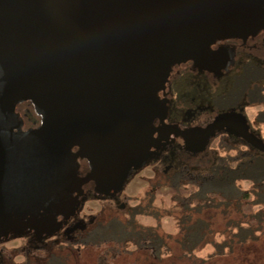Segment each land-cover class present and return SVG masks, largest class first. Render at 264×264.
Instances as JSON below:
<instances>
[{
    "label": "water",
    "instance_id": "95a60500",
    "mask_svg": "<svg viewBox=\"0 0 264 264\" xmlns=\"http://www.w3.org/2000/svg\"><path fill=\"white\" fill-rule=\"evenodd\" d=\"M261 32L264 0H0L1 106L22 94L34 98L43 120L25 150L42 161L51 181L69 184L64 209L70 215L82 184L113 192L145 161L152 127L164 118L159 92L173 65L226 69L233 50L212 45ZM222 128L264 153V141L233 112L167 131L200 148ZM9 132L6 142L17 143ZM76 155L84 158V176ZM38 199L32 194L37 206ZM5 211L0 235L10 225L41 228L57 216L45 208ZM50 232L38 229L37 236Z\"/></svg>",
    "mask_w": 264,
    "mask_h": 264
},
{
    "label": "rangeland",
    "instance_id": "374dc122",
    "mask_svg": "<svg viewBox=\"0 0 264 264\" xmlns=\"http://www.w3.org/2000/svg\"><path fill=\"white\" fill-rule=\"evenodd\" d=\"M264 57V55H263ZM229 75L218 77L215 84H210L196 77L195 86H189L186 94L199 98H210L229 84ZM213 81V80H210ZM264 88V80L259 83ZM264 96V89H263ZM249 124L264 137V122L256 120L255 114L264 109L261 104H249ZM171 137L169 138L172 140ZM168 141L151 144L145 161L133 167L124 177L122 184L113 192L99 194L86 190L79 196L77 205L68 217V227L78 225L79 229L69 231V236L63 238L59 231L46 235L35 236L33 232L11 230L0 237V264H47L50 257L60 256L66 264H264V227L256 239H247L232 250L220 255L209 256L214 248L210 244L197 247L190 256H183L177 243L180 233L178 219L184 213L182 205L187 199L178 196L174 184L166 178L175 171H183L182 184L204 173L203 165L211 158L212 150L216 154L218 145L222 142L220 136L215 137L208 147L211 149L195 157H188L180 149L174 154L170 163L165 158L157 161L154 157L159 151H164ZM163 146V147H162ZM169 149H166L168 152ZM164 153L166 156L168 153ZM222 154L224 151H220ZM169 164L168 167H166ZM187 165L190 167H187ZM82 166L85 167L84 162ZM188 190L192 187H188ZM186 193V191H184ZM139 208L134 214V221L139 226H152L157 234L167 243L165 249L155 250L146 238H140L138 243L105 241L100 243L82 244L78 237L84 234L96 223H104L110 219L125 222L132 219L129 215L133 208ZM259 207L253 205L251 211ZM247 209V205L244 206ZM218 209H207L203 216L207 218L213 229V239L222 241L227 238L225 222L227 219H247L235 209L230 208L229 214H223ZM77 227V228H78ZM113 229H117L114 225ZM235 231V228H233ZM79 240V241H78Z\"/></svg>",
    "mask_w": 264,
    "mask_h": 264
},
{
    "label": "trees",
    "instance_id": "16d2710c",
    "mask_svg": "<svg viewBox=\"0 0 264 264\" xmlns=\"http://www.w3.org/2000/svg\"><path fill=\"white\" fill-rule=\"evenodd\" d=\"M238 64L237 68L234 67L229 72V84L219 93L211 94L210 98L203 100L186 94L187 88L196 84L194 75L197 74H194L193 64L186 62L173 65L166 75L164 89L159 92L164 102L163 119L175 116L188 125L194 123L200 125V120L210 121L220 113L235 110L245 119L251 133L264 141V137H261L257 129L249 124L247 117L249 104L264 105V88L259 84L264 80V62L247 58ZM166 95L170 96L168 100ZM255 117L257 121L264 122V109L257 112ZM218 134L222 137L218 152L214 154L215 151L207 147L201 154L199 153L202 155L207 149L212 150L211 158L202 166L204 167L202 169H205L204 173H197L187 186L182 184L183 171L166 176L174 184L177 195L187 198L182 205L184 213L178 219L180 236L177 243L183 256H190L197 247L207 243L214 248L210 257L230 252L233 244L256 239L264 227V153L228 130H220L213 137ZM219 150L224 153L220 154ZM181 151L187 155L186 150ZM189 186L192 189L188 190ZM245 205L249 210L244 209ZM253 205L259 208L251 211L250 207ZM217 208H220L223 214H229V209L233 208L242 215L247 213L248 216L247 219H227L225 227L228 234L222 241L213 239L211 223L203 216L207 209ZM137 210L138 207L133 208L129 215L132 219H126L125 222L114 218L94 224L85 230L79 240L82 244L109 240L138 243L140 238H146L156 251L157 249L167 251V243L157 234L155 228L135 223L134 214L138 213ZM114 225H117L115 230ZM47 264L66 263L64 258L54 256L50 257Z\"/></svg>",
    "mask_w": 264,
    "mask_h": 264
},
{
    "label": "flooded vegetation",
    "instance_id": "af4514ba",
    "mask_svg": "<svg viewBox=\"0 0 264 264\" xmlns=\"http://www.w3.org/2000/svg\"><path fill=\"white\" fill-rule=\"evenodd\" d=\"M219 46L227 47L233 50L232 65L226 69H220L213 72L206 70L205 68L194 66V74H197L194 75L195 78L199 76V79H203L208 83L212 82L211 84H215L218 77L224 76L225 74L229 75V72H231L234 67H238V63L243 62L247 58H252L257 61L262 60L264 62V32H261L255 37L249 38L246 41L232 39L218 41L212 45V48L216 49ZM228 77H230V75ZM167 95L165 97L168 100L170 96ZM227 112L239 114L235 110ZM213 119L210 121L204 119L200 120V125L196 123L193 125H188L186 122L180 121V119L176 118L175 116H167L166 120L163 119L161 121H156L152 127V132L150 135L152 143L156 144L162 141H168L165 148L169 149V154L166 156L164 155L166 152L165 149L163 152H157L154 158L157 161H161L160 158L163 155L165 161L167 160V162L170 163L172 160H174V154L178 149L184 151L186 150L188 157H195L197 153L200 155L201 152H203L209 146L210 142L215 139V137L220 136L222 140L221 134H218L215 137L212 136L203 147L190 148L186 146L181 138L175 136L172 132H168L167 128L170 126H176L179 129H184L205 126ZM42 120L43 118L41 115L36 112L35 100L29 94H22L21 96L10 100L6 106H1L0 99V214L6 213V209L10 214L13 212H18L21 214L23 210L26 212L25 215H27V213H34L37 208H45V210L52 209L53 211L55 210L57 212V216L50 225L48 224V221H43L45 224H47L44 227L38 228L36 224H33L29 227L20 228L17 231L28 230L37 236L38 229L43 231L44 229L49 228L52 232L56 230L59 231V235L61 237L67 238L69 236V231L79 229L77 223L72 228L68 227L69 213L68 210L64 209V207L66 198L68 197V192L70 190L69 184L62 181H51L47 176V169L45 165L43 166L40 164L42 161H33L34 156L26 153L25 150L28 148L25 139L30 138V135L36 133V130L41 129ZM8 130H10V136L14 137L17 143H12V141L6 142L3 134L5 135V132ZM221 130L226 129L222 128ZM171 137L174 138L170 140L169 138ZM43 138V135L37 136L38 140ZM73 152L77 153V149L74 148ZM75 158L80 165V176H84L86 174V171L83 170L82 166L84 158L83 156L79 155H76ZM165 165H167L166 167L169 166V164ZM81 190V193H83L84 190H88L87 192L91 190L92 193H98L95 191L93 184L90 182L87 184H82ZM35 193H38V200L39 202L41 201L39 204L40 207L37 206V201L34 203L32 200V194ZM16 229L17 228L14 225H10L8 229L0 235V237L8 231ZM79 238L80 236L78 239Z\"/></svg>",
    "mask_w": 264,
    "mask_h": 264
}]
</instances>
